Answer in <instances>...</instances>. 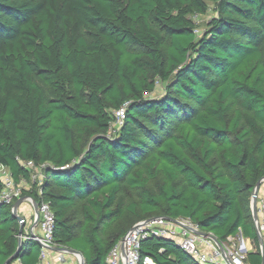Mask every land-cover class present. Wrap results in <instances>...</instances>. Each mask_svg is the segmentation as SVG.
I'll use <instances>...</instances> for the list:
<instances>
[{
	"label": "trees",
	"instance_id": "trees-1",
	"mask_svg": "<svg viewBox=\"0 0 264 264\" xmlns=\"http://www.w3.org/2000/svg\"><path fill=\"white\" fill-rule=\"evenodd\" d=\"M0 167L30 183L21 198L49 204L54 243L84 264L154 217L219 242L241 232L256 247L246 262L262 264L250 197L264 177V0H0ZM12 206L0 264L18 248L10 264H37ZM139 252L199 264L165 239Z\"/></svg>",
	"mask_w": 264,
	"mask_h": 264
},
{
	"label": "built area",
	"instance_id": "built-area-1",
	"mask_svg": "<svg viewBox=\"0 0 264 264\" xmlns=\"http://www.w3.org/2000/svg\"><path fill=\"white\" fill-rule=\"evenodd\" d=\"M197 34V30L195 32ZM124 120V109L114 112V122L111 125L113 132L119 130ZM29 170L41 171L44 165L36 167L29 161L22 164ZM0 167V180L2 190L0 192V205H11L21 198V191L27 186V181L21 180L15 184L9 173ZM39 176L32 175L31 183L38 182ZM259 187L255 200L256 220L252 219L257 237V251L264 259V177L259 180ZM30 204V221L26 223L23 218L25 239H32L40 247L37 264H50L47 262L48 255L54 254L55 264H66V256L74 261L72 264H84L78 255L68 254L58 250L53 241L54 218L49 204L40 203L38 217L33 209V201L25 197L24 201ZM12 210V209H11ZM19 210V209H18ZM252 200L250 197V211ZM147 238L165 239L174 242L187 256L199 264H248L247 254L254 252L256 247L248 239L243 238L241 232L234 237H228L224 242H219L211 233L202 232L197 225L188 219H170L167 217H154L136 223L127 231L124 237L111 249L106 257L105 264H154L149 256H141L140 243ZM70 264V263H69Z\"/></svg>",
	"mask_w": 264,
	"mask_h": 264
},
{
	"label": "water",
	"instance_id": "water-1",
	"mask_svg": "<svg viewBox=\"0 0 264 264\" xmlns=\"http://www.w3.org/2000/svg\"><path fill=\"white\" fill-rule=\"evenodd\" d=\"M259 187V183L256 184L255 188L253 189L252 193H251V200H252V210H251V216L253 220H256V213H255V200H256V196H257V190ZM25 197H22L18 200H16L12 206V210H11V214L12 216L20 223V227H19V234L21 235L22 229H23V218L20 217L18 215V209L20 207V205L22 204V202L24 201ZM33 209H34V213L36 215V217H38V207L37 204H35L33 202ZM19 244H20V239H19ZM58 250L60 251H64L68 254H73V255H78L81 259V261L84 262L83 257L81 256L80 253L71 250V249H67V248H59ZM19 248L17 249L16 253L9 258L4 264H10L13 260H15L17 258V254H18ZM262 264H264V259L262 258Z\"/></svg>",
	"mask_w": 264,
	"mask_h": 264
},
{
	"label": "rangeland",
	"instance_id": "rangeland-1",
	"mask_svg": "<svg viewBox=\"0 0 264 264\" xmlns=\"http://www.w3.org/2000/svg\"><path fill=\"white\" fill-rule=\"evenodd\" d=\"M212 16V13H208L207 15H204V16H195L193 17V21L194 23L196 24L197 26V34H201V32L205 29V24L206 22L210 19V17ZM162 95V89L161 87H157L156 88V91L154 93H152L151 95H149L148 97L149 98H159L160 96ZM111 132H113V128L111 129ZM31 174L32 175H37L39 176L38 178V182L41 180L40 176L42 175V172L41 171H35V170H31ZM31 185L30 183H27V186L24 187V190L28 191L30 189ZM25 202H22V204L20 205L19 207V210H18V215L19 216H23L26 218V222H29L30 221V213L31 212H26L25 209ZM27 209L29 210L30 208L27 207Z\"/></svg>",
	"mask_w": 264,
	"mask_h": 264
},
{
	"label": "crops",
	"instance_id": "crops-1",
	"mask_svg": "<svg viewBox=\"0 0 264 264\" xmlns=\"http://www.w3.org/2000/svg\"><path fill=\"white\" fill-rule=\"evenodd\" d=\"M4 172H5V173H8V171H7L6 169L4 170ZM27 207L30 208V209L28 210ZM24 209H25L26 212H27V211H28V212H31L32 207H30V204H28V203L25 202V207H24ZM27 223H29V222H27ZM73 261H74V260H73L72 258H70V256H66V264H69V263L72 264ZM47 262L50 263V264H55V258H54V254H53V253H50V254L48 255ZM13 264H20V262L16 261V262H14Z\"/></svg>",
	"mask_w": 264,
	"mask_h": 264
}]
</instances>
